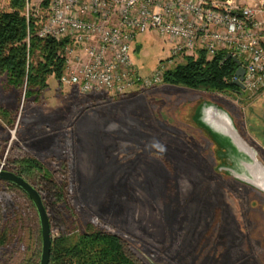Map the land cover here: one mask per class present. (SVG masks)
I'll use <instances>...</instances> for the list:
<instances>
[{
	"label": "rangeland",
	"instance_id": "1",
	"mask_svg": "<svg viewBox=\"0 0 264 264\" xmlns=\"http://www.w3.org/2000/svg\"><path fill=\"white\" fill-rule=\"evenodd\" d=\"M8 5L0 0V10ZM29 6L43 22V3ZM169 48L148 31L137 36L133 60L149 74ZM6 79L0 75V168L12 172L23 156L50 171L61 184L57 208L69 231L106 229L147 264H264V192L243 180V158L227 155L196 116L199 102L221 107L264 162V87L213 90L163 81L115 97L81 94L49 76L45 90L25 97V86ZM234 165L239 174L228 169ZM46 211L53 238L57 229ZM19 231L0 247V264H39L41 242L31 229Z\"/></svg>",
	"mask_w": 264,
	"mask_h": 264
},
{
	"label": "built area",
	"instance_id": "2",
	"mask_svg": "<svg viewBox=\"0 0 264 264\" xmlns=\"http://www.w3.org/2000/svg\"><path fill=\"white\" fill-rule=\"evenodd\" d=\"M25 7L28 15L29 0ZM46 12L38 35L69 42L60 82L81 94L139 95L197 49L232 54L245 69L244 90L264 87V0H47ZM148 31L169 42L170 56L142 74L133 51Z\"/></svg>",
	"mask_w": 264,
	"mask_h": 264
},
{
	"label": "trees",
	"instance_id": "3",
	"mask_svg": "<svg viewBox=\"0 0 264 264\" xmlns=\"http://www.w3.org/2000/svg\"><path fill=\"white\" fill-rule=\"evenodd\" d=\"M25 3L26 0H9L8 9L0 10V75L6 76L11 87L25 86L26 97L45 90L49 76L60 81L69 42L40 37L38 31L43 22L32 10L26 14ZM43 5L47 6V0ZM226 54L221 50L208 57L204 50L197 49L185 57V63L166 70L163 81L189 88L237 91L239 88L231 80L236 65L231 60L223 61ZM13 163L12 172L44 193V206L57 229L49 264H147L125 240L106 229L88 225L79 231H69L57 208L63 198L57 178L33 158L21 156ZM0 185V247L9 245L23 228L31 229L37 241L42 242L37 211L30 198L12 183L0 180ZM26 264L38 262L30 259Z\"/></svg>",
	"mask_w": 264,
	"mask_h": 264
},
{
	"label": "water",
	"instance_id": "4",
	"mask_svg": "<svg viewBox=\"0 0 264 264\" xmlns=\"http://www.w3.org/2000/svg\"><path fill=\"white\" fill-rule=\"evenodd\" d=\"M226 60H231L236 65L235 75L237 79L233 83L240 90H244L245 87L242 81L245 69L241 61L230 53H227L223 59V61ZM196 116L198 122L210 132L227 155H230L235 160L243 158V166L248 171L246 178L243 180L264 192V163L259 160L256 149L240 138L227 112L216 104L203 101L197 106ZM235 165L228 169L237 173L239 167ZM0 180L19 187L34 204L39 219L42 241L39 264H49L52 243L51 227L41 194L23 177L2 168H0Z\"/></svg>",
	"mask_w": 264,
	"mask_h": 264
},
{
	"label": "crops",
	"instance_id": "5",
	"mask_svg": "<svg viewBox=\"0 0 264 264\" xmlns=\"http://www.w3.org/2000/svg\"><path fill=\"white\" fill-rule=\"evenodd\" d=\"M170 49V48H169ZM133 54H134V51H133ZM135 62V61H134ZM135 64H136V62H135ZM136 66L138 67V69L140 70V72H141V67H139L137 64H136ZM142 73V72H141ZM135 94V93H134ZM128 95H131V94H128ZM199 104H200V102H199ZM199 104H197V106L199 105ZM196 106V107H197Z\"/></svg>",
	"mask_w": 264,
	"mask_h": 264
},
{
	"label": "clouds",
	"instance_id": "6",
	"mask_svg": "<svg viewBox=\"0 0 264 264\" xmlns=\"http://www.w3.org/2000/svg\"><path fill=\"white\" fill-rule=\"evenodd\" d=\"M164 149H163V146H161V151H163Z\"/></svg>",
	"mask_w": 264,
	"mask_h": 264
},
{
	"label": "flooded vegetation",
	"instance_id": "7",
	"mask_svg": "<svg viewBox=\"0 0 264 264\" xmlns=\"http://www.w3.org/2000/svg\"><path fill=\"white\" fill-rule=\"evenodd\" d=\"M257 151V150H256ZM258 153V152H257ZM259 156V155H258ZM260 159V158H259ZM261 161V160H260ZM262 162V161H261ZM262 163H264V162H262Z\"/></svg>",
	"mask_w": 264,
	"mask_h": 264
}]
</instances>
